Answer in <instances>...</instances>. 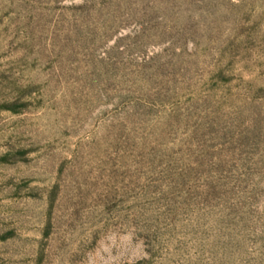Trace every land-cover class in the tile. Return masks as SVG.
Here are the masks:
<instances>
[{
    "label": "rangeland",
    "instance_id": "rangeland-1",
    "mask_svg": "<svg viewBox=\"0 0 264 264\" xmlns=\"http://www.w3.org/2000/svg\"><path fill=\"white\" fill-rule=\"evenodd\" d=\"M0 264H264V0H0Z\"/></svg>",
    "mask_w": 264,
    "mask_h": 264
}]
</instances>
